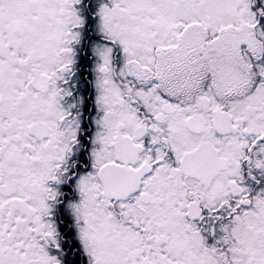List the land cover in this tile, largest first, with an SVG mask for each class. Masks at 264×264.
Masks as SVG:
<instances>
[{"label":"snow or ice","instance_id":"snow-or-ice-1","mask_svg":"<svg viewBox=\"0 0 264 264\" xmlns=\"http://www.w3.org/2000/svg\"><path fill=\"white\" fill-rule=\"evenodd\" d=\"M0 264H264V0H0Z\"/></svg>","mask_w":264,"mask_h":264}]
</instances>
